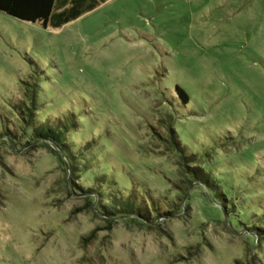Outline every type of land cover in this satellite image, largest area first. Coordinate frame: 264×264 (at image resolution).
<instances>
[{
	"label": "rangeland",
	"instance_id": "1",
	"mask_svg": "<svg viewBox=\"0 0 264 264\" xmlns=\"http://www.w3.org/2000/svg\"><path fill=\"white\" fill-rule=\"evenodd\" d=\"M72 117L75 169L31 140ZM2 125L0 264H264V0H106L56 28L0 11ZM127 196L148 223L106 214Z\"/></svg>",
	"mask_w": 264,
	"mask_h": 264
},
{
	"label": "trees",
	"instance_id": "2",
	"mask_svg": "<svg viewBox=\"0 0 264 264\" xmlns=\"http://www.w3.org/2000/svg\"><path fill=\"white\" fill-rule=\"evenodd\" d=\"M104 1L106 0H0V11L23 21L39 23L44 28L48 26L56 28L78 18L80 15L94 9ZM175 88L185 100H188L189 95L182 86L176 84ZM26 91L31 94L32 100L34 101V93L32 90L26 89ZM32 105L33 107L26 105L21 107L19 104V107L23 108L21 111L24 113V119L27 121V123H32L31 121L34 114V103H32ZM74 125L75 123L73 117L64 121L57 120L55 122H41L36 126L33 125L35 128L31 140L43 139L46 141H51L64 152L68 159V163H70V166L75 169L77 164H79V159L84 155L85 150L90 147V143H87L85 147H82L81 151L77 152V155L75 154L69 143L66 141L67 135L70 132L71 127ZM0 137H7V139L12 141L15 137V134L12 131L6 129L5 125H2ZM195 169L196 168H194V170ZM193 174L195 177H197V172L194 171ZM101 179L103 180V178ZM101 179L98 180V184H100L101 189H98V187L96 188L95 186L94 190H92L96 194L104 189V187L102 188L104 183H102L103 185L101 184ZM205 181L207 182V180ZM140 203V200H136V198L132 199L131 197L127 196L124 199L119 200L114 209L110 208L105 211L107 215L113 217L119 215H135L139 217L138 220L140 223H148L149 218L141 212ZM155 209L157 208L155 207ZM169 213H171L169 210L164 212H159L156 210L155 217H164Z\"/></svg>",
	"mask_w": 264,
	"mask_h": 264
}]
</instances>
